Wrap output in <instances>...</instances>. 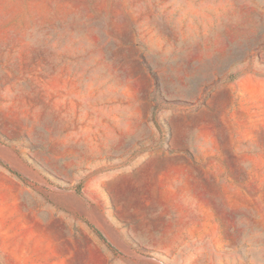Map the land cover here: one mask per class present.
I'll return each instance as SVG.
<instances>
[{
	"label": "rangeland",
	"instance_id": "1",
	"mask_svg": "<svg viewBox=\"0 0 264 264\" xmlns=\"http://www.w3.org/2000/svg\"><path fill=\"white\" fill-rule=\"evenodd\" d=\"M0 264H264V0H0Z\"/></svg>",
	"mask_w": 264,
	"mask_h": 264
},
{
	"label": "trees",
	"instance_id": "2",
	"mask_svg": "<svg viewBox=\"0 0 264 264\" xmlns=\"http://www.w3.org/2000/svg\"><path fill=\"white\" fill-rule=\"evenodd\" d=\"M7 170H9L10 171V173H12L14 176H16L17 178H19V179H21V180H23V181H25V179L20 175V174H18V173H16V172H14V171H12V170H10L9 168H7L6 166H4ZM74 192L77 194V195H81V185H78L75 189H74ZM87 224V226L99 237V239L105 244V246L109 249V250H111V251H113V252H115V249H114V247L111 245V244H109V242L102 236V234L95 228V227H93L91 224H89V223H86Z\"/></svg>",
	"mask_w": 264,
	"mask_h": 264
}]
</instances>
